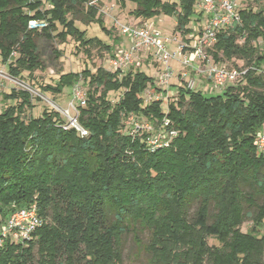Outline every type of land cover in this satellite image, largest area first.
Wrapping results in <instances>:
<instances>
[{
	"label": "trees",
	"instance_id": "1",
	"mask_svg": "<svg viewBox=\"0 0 264 264\" xmlns=\"http://www.w3.org/2000/svg\"><path fill=\"white\" fill-rule=\"evenodd\" d=\"M126 1L135 4L128 11L135 18L172 14L177 31L190 30L195 0H119L121 7ZM92 2L0 0L4 74L24 81L25 72L43 69L41 36H71L78 46L112 52L75 23L102 22ZM238 15V23L218 31L211 54L216 62L243 59L245 72L211 95L179 85L166 110L160 100L142 96L155 85L140 68L84 69L39 85L40 93L55 95L81 79L87 84L85 105L77 107L86 135L64 128L52 107L25 117L32 97L40 100L28 90L10 85L0 91V228L10 211L30 204L41 217L26 243L0 246V264H119L122 237L139 229L148 232L151 264H264V152L256 145L264 127V5L242 6ZM30 19L46 25L29 29ZM121 89L112 102L109 92ZM129 113L155 125L167 118L169 126L158 128L176 135L150 150L146 132L128 133ZM247 218L253 225L243 231Z\"/></svg>",
	"mask_w": 264,
	"mask_h": 264
},
{
	"label": "rangeland",
	"instance_id": "2",
	"mask_svg": "<svg viewBox=\"0 0 264 264\" xmlns=\"http://www.w3.org/2000/svg\"><path fill=\"white\" fill-rule=\"evenodd\" d=\"M163 2H178V0H161ZM238 3V8L242 6H250L253 8H260L264 5V0H235ZM202 0H195L193 9L195 13L190 17L187 27L190 29L188 33L182 34L175 29L176 16L169 14H157L153 17L142 20L135 18L129 14V10L135 7V4L130 1L125 2V6L121 7L119 0H93V4L98 7V12L102 17V22H91L82 23L80 20H76V25L81 29L85 30L86 37H97L103 43L112 46V52H108L99 45H93L88 47L78 46V42L71 36H67L64 41L54 37L51 40H47L43 36L38 39V53L43 63V69L36 70L31 76H27L25 72L24 81L15 80L16 83L10 82L8 79L0 77V91H8L10 85L17 88L28 90L33 96H38L40 100H36L32 97L34 106L32 109H26L25 117L38 116L40 115L43 108L52 107L58 111L64 121L67 122V115L73 116L76 114L75 110L70 107V103H73L75 107L77 102L73 99V93L75 89L79 88L84 93L88 86L81 79L72 88L64 87L61 93L52 95L50 93H40V84H54L57 78L62 73L67 72H80L84 69L95 71L98 67H104L108 70H114L110 64V60L117 50L128 49L131 45L127 35H121L119 33V24L126 25H145L149 29H155L159 31L162 38H166L167 42L165 46L168 51L172 52L176 48V42L173 41V37L179 40H192L198 33L199 28L204 26L207 22V14H201V18L198 20V13L201 8L199 4ZM48 5L46 4V7ZM61 26L57 27V31H60ZM54 34L56 32H53ZM175 38V39H176ZM240 40V39H239ZM241 41V40H240ZM256 43L260 44L258 40ZM155 50L152 48H146L143 53L138 57L139 64H132L127 67L129 70H135L140 68L143 72L149 75L154 82H157L160 70L162 67L156 61ZM220 62L229 68H244L245 61L240 58H223ZM169 66L173 72V77L170 82H176V75L183 66L176 60H170ZM5 67L0 66V71L4 70ZM5 72V71H4ZM3 72V73H4ZM6 74V73H5ZM7 75V74H6ZM199 90L207 95L216 94L222 89L220 88H207L200 84ZM175 85H171L167 91L169 94L175 93ZM123 90L111 91L108 94V98L112 102H116L121 96ZM177 95L169 96L166 98L167 102H173L176 100ZM145 99V98H144ZM166 101L162 100V108L166 110ZM65 113V115L63 114ZM65 122V124H66ZM264 128V127H263ZM196 209V203H193L189 208V215L192 216ZM251 219L247 218L241 225L243 231L250 230L252 228ZM264 227V226H263ZM264 232V228L260 230ZM148 240V232L146 230L130 231L122 237L121 245V262L119 264H151L149 254L144 249V245ZM208 244H217V242L208 237ZM34 260H36V248L33 250ZM35 264V262H34Z\"/></svg>",
	"mask_w": 264,
	"mask_h": 264
},
{
	"label": "built area",
	"instance_id": "3",
	"mask_svg": "<svg viewBox=\"0 0 264 264\" xmlns=\"http://www.w3.org/2000/svg\"><path fill=\"white\" fill-rule=\"evenodd\" d=\"M201 10L207 14V22L199 28L197 35L192 40H179L173 37L176 42V48L170 52L167 50L165 43L166 38H162L159 31L149 29L145 25H126L119 24V33L127 35L130 40V47L123 50H117L110 60V64L114 69L127 71V67L133 63L139 64V55L146 48L155 50L154 55L156 61L162 69L155 87L148 86L142 93L146 101L149 100H167L170 95H177L178 86L181 85L185 89H198L200 84L207 88H220L236 82L246 69L229 68L220 62L214 61L211 51L217 41V33L221 28L232 26L238 23L240 18L238 15V3L235 0H202L199 4ZM44 20L30 19L28 21L29 29L40 30L45 27ZM178 61L183 68L176 75V82L171 83L173 72L169 66L170 60ZM0 77L8 79L12 83L16 81L3 71H0ZM175 85V93L169 94L167 89ZM73 99L77 104L74 107L70 103L76 114L67 115V122L64 128L73 127L80 135H86L87 131L77 121V107L85 105V93L77 88L73 93ZM169 102L166 101V108ZM65 115V113H63ZM124 125L130 135L139 132H146V145L150 150L167 146L168 139L176 135L175 130L164 132L159 126H169V120L163 118L159 125L153 124L149 120L140 119L136 114L129 113L124 119ZM256 145L259 151L264 152V128L261 129L256 137ZM41 225V217L35 204L12 210L3 220L0 228V246L6 241L15 243H26L32 236V233Z\"/></svg>",
	"mask_w": 264,
	"mask_h": 264
}]
</instances>
